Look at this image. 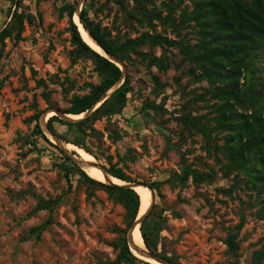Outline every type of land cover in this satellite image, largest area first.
<instances>
[{
  "label": "rangeland",
  "instance_id": "1",
  "mask_svg": "<svg viewBox=\"0 0 264 264\" xmlns=\"http://www.w3.org/2000/svg\"><path fill=\"white\" fill-rule=\"evenodd\" d=\"M67 5L84 11L115 45L144 34L176 44H145L138 47L145 56L116 59L128 75L124 108L91 118L82 132L55 123L56 132L82 143L106 171L155 185L145 223L159 252L178 264H264V148L242 169L230 164V134L216 127L221 101L182 53L195 51L201 40L200 26L187 19L195 0H145L147 14L134 0H0V32H11L0 41V264H130L116 245L124 208L114 194L83 179L73 156L61 153L41 129L43 117L46 125L53 115L66 122L60 114L71 98L102 79L94 60L75 50ZM259 42L254 71L240 81L249 91L231 118L252 128L260 120L251 114L264 118ZM153 55L165 68L148 64ZM36 116L58 149L37 132ZM184 166L202 179H183ZM229 234L236 235L234 252L226 245Z\"/></svg>",
  "mask_w": 264,
  "mask_h": 264
},
{
  "label": "trees",
  "instance_id": "2",
  "mask_svg": "<svg viewBox=\"0 0 264 264\" xmlns=\"http://www.w3.org/2000/svg\"><path fill=\"white\" fill-rule=\"evenodd\" d=\"M140 11L147 14L145 8V0H134ZM67 15L69 20V34L75 50L82 56L90 57L96 63L98 71L102 75L101 81L92 86L89 93L82 96L74 95L70 100V106L63 113L71 115H79L90 109L93 104L121 77V70L118 66L92 50L82 39L77 26L74 24L72 17L74 7L67 5ZM16 15V13H15ZM157 19L159 15H156ZM188 20L194 21L200 26V37L198 48L193 51L186 48L182 51L187 59L195 62L196 67L201 69V77L208 79L213 87L212 95L215 99L221 101L219 106V114L217 115L216 127L224 129L230 134L229 144L226 146L227 156L230 164L236 168H243L247 160L259 153L260 148H264V118L261 113L251 114L254 120H260L257 127H250L247 120L234 122L231 118L234 114V108L239 106L241 99L245 96L249 88L244 90L246 81L241 83L242 79H248V76L253 73L257 51L260 50L259 40H264V0H195V8L193 16L188 17ZM79 21L83 28L88 31L92 38L100 45V47L109 55L119 61L129 59V53L137 56H145L138 51V47L148 44L150 46H162L163 44H176L175 41H170L164 36L144 34L135 39L125 40L119 45L110 42L105 33L100 28L98 23L92 22L84 11L79 13ZM11 32L4 28L0 32V41L5 37L10 36ZM262 44L264 42H261ZM263 46V45H262ZM264 47V46H263ZM190 53V54H189ZM148 64L155 66L158 69L165 68L160 57L149 56L146 58ZM157 83L156 77L153 78ZM129 92L128 75L125 74L122 84L102 102L90 116L71 123L60 120L57 116H50L47 120L48 130L62 138L56 130L55 123H58L67 128H77L82 132L83 125L90 121L91 118L108 116L120 112L126 102V95ZM35 129L41 134L42 138L49 145L55 147L41 133L38 125V118H35ZM205 134V133H204ZM65 142L74 144L89 154L93 155L82 143L78 141H68L62 138ZM62 153V150L59 149ZM261 163V162H260ZM262 164L264 161L262 160ZM82 169V168H81ZM79 169L81 177L88 181L91 185L102 187L110 194H114L125 210V228L118 230L120 237L116 243L120 249L122 256L130 264L136 262L140 264H151L138 259L129 250L126 240V233L132 225L139 208V196L129 187H121L115 185H107L90 178L87 173ZM182 178L188 179L191 177L193 181H200L201 176L190 170L187 166L182 168ZM258 171V170H257ZM68 170L64 172V177L68 181ZM107 172L123 181L130 182V179L118 169H107ZM260 173V172H259ZM258 177V176H257ZM264 181V174L260 176ZM151 192L156 190L154 184L147 185ZM41 204L37 209H42ZM264 212V207L262 209ZM145 219L140 224V234L142 236L145 247L154 255L172 264H178L175 260L158 251V243L152 242L150 234L146 229ZM47 223H42L40 226L32 228V231L40 230ZM242 226V223L237 225V229ZM226 245L229 251L234 252L237 248L236 235L229 234L226 238Z\"/></svg>",
  "mask_w": 264,
  "mask_h": 264
},
{
  "label": "bare ground",
  "instance_id": "3",
  "mask_svg": "<svg viewBox=\"0 0 264 264\" xmlns=\"http://www.w3.org/2000/svg\"><path fill=\"white\" fill-rule=\"evenodd\" d=\"M73 20L76 21L78 20L77 18V12L74 14ZM79 29V28H78ZM80 35L83 39V41L95 52L106 56L107 55L95 44V42L90 38V36L88 35V32L85 30L79 29ZM122 80H119L112 88H110L108 90V92L112 91L113 89H115ZM43 115V114H42ZM84 114H79V115H74L75 118H81ZM69 116V115H68ZM46 118H42L41 119V126L43 131L45 132V134L48 136V138L52 139L56 144H58V146L64 150L67 153L70 154H74L75 159L77 160V162L79 163L80 168H82L87 175L99 182L102 183H106L109 185H123L124 182L121 180H118L117 178H114L112 175H110L109 173L103 172L102 170H100L97 165L95 164L96 162L94 161L93 157L86 152L85 150L81 149L80 147L74 145V144H70L68 142L65 141H59L56 140L53 136H51L45 128V120ZM73 156V155H72ZM135 192L138 194L139 196V216H141L142 214H144L145 212H147L152 204V192L150 191L149 188H147L146 186H141V185H136L133 186ZM140 224L137 221L135 227L133 228V230H128L127 234H126V238H127V243H128V247L129 250L133 253V255H135L137 258L146 261L148 263L151 264H166L163 262H159L153 258H151L144 250V242L142 239V236L140 234V230H139Z\"/></svg>",
  "mask_w": 264,
  "mask_h": 264
},
{
  "label": "water",
  "instance_id": "4",
  "mask_svg": "<svg viewBox=\"0 0 264 264\" xmlns=\"http://www.w3.org/2000/svg\"><path fill=\"white\" fill-rule=\"evenodd\" d=\"M77 12V18H78V20H79V13H80V11L78 12V10H75V12H74V14ZM73 22H74V24L77 26V24L75 23V21L73 20ZM79 24L82 26V24L80 23V21H79ZM77 28H78V26H77ZM82 28H83V26H82ZM84 29V28H83ZM78 31H79V29H78ZM88 32V31H87ZM88 35L90 36V38L95 42V44L107 55V57L106 56H103V55H101V56H103V57H105L106 59H108L109 61H111V62H113V63H115V62H118L114 57H112L111 55H109L108 53H106L101 47H100V45L92 38V36L88 33ZM97 53V52H96ZM99 54V53H98ZM124 76H125V74L124 73H122L121 74V77L119 78V80H122L121 81V83L115 88V89H113L112 91H110V92H108V90L110 89V88H112L118 81H116L94 104H93V106L90 108V109H88L86 112H84V115L82 116V118L81 119H83L84 117H86L90 112H92V111H94L102 102H104L106 99H107V97L109 96V94H111V93H113L121 84H122V82H123V80H124ZM59 114V113H58ZM62 117H63V119H65L66 121H69V122H77V121H79V120H72L71 118H69V116H68V114H60ZM80 119V120H81ZM45 128H46V131L51 135V136H53L56 140H59V141H63L62 139H60L58 136H56V135H54V134H52L49 130H48V128H47V125H45ZM41 129H42V127H41ZM42 131H43V129H42ZM44 132V131H43ZM45 133V132H44ZM48 137V136H47ZM57 146H58V144H56ZM59 147V146H58ZM60 148V147H59ZM61 149V148H60ZM62 150V149H61ZM64 153H66V154H68V155H70V156H72L73 155V158L75 159V157H74V154H70V153H67V152H65L64 150H62ZM76 160V159H75ZM76 162H77V160H76ZM77 164L79 165V163L77 162ZM96 165H97V167L100 169V170H102L103 172H106V173H108L100 164H98V163H95ZM114 178H117V177H115V176H113ZM118 180H121V179H119V178H117ZM121 181H123V180H121ZM124 182V184L123 185H120L121 187H129L130 189H133L134 190V188H133V186H136V185H141V186H146L147 188H149L147 185H144V184H140V183H131V182H126V181H123ZM115 186H117V185H115ZM150 189V188H149ZM151 190V189H150ZM135 191V190H134ZM152 195H153V192H152ZM153 200H154V196H153V198H152V204H151V206H150V208H149V210L147 211V212H145L144 214H142L141 216H139V210H138V213H137V215H136V217H135V219H134V221H133V223H132V225L130 226V228L128 229V230H133V228L135 227V225H136V223H137V221L139 222V224H141V222H142V220L146 217V215L149 213V211L151 210V207H152V205H153ZM126 240H127V238H126ZM128 245V244H127ZM144 250H145V252L151 257V258H153V259H155V260H157V261H159V262H163V263H166V264H172V263H169V262H167V261H165V260H162L161 258H159V257H157L156 255H154L153 253H151L148 249H146V247H145V245H144ZM135 256V255H134Z\"/></svg>",
  "mask_w": 264,
  "mask_h": 264
}]
</instances>
